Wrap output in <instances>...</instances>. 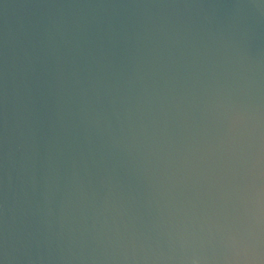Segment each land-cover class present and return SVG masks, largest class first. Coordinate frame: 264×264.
I'll return each mask as SVG.
<instances>
[{"label": "water", "instance_id": "water-1", "mask_svg": "<svg viewBox=\"0 0 264 264\" xmlns=\"http://www.w3.org/2000/svg\"><path fill=\"white\" fill-rule=\"evenodd\" d=\"M0 264H264V0H0Z\"/></svg>", "mask_w": 264, "mask_h": 264}]
</instances>
